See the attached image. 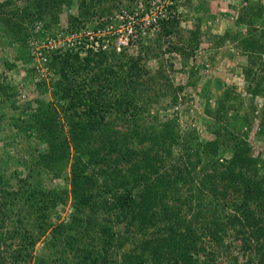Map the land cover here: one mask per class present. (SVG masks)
<instances>
[{"label":"trees","instance_id":"16d2710c","mask_svg":"<svg viewBox=\"0 0 264 264\" xmlns=\"http://www.w3.org/2000/svg\"><path fill=\"white\" fill-rule=\"evenodd\" d=\"M102 1L77 0V13L68 15L65 33L59 34H80L79 43L65 40L54 50L43 49L49 59L46 73L53 77L37 84L51 88V98L37 99L32 121L24 127L43 146L37 160L43 168L61 172L70 163L71 189L15 190L0 175V264H264V241L254 242L260 236L264 240V159L252 155L247 131L216 121L213 139L190 145L191 133L181 132L177 118L154 114L149 107L159 98L177 103L182 86L173 82L162 58L154 70L144 59L158 49L160 38L174 35L181 40L163 51L192 54L198 45L196 30H188L193 36L186 40L175 6L168 4L153 16L158 34L154 45L140 40L132 54L115 47L96 49V37L90 40L80 31ZM73 3L0 0V32L24 47L31 35L40 34L28 29L27 21H41L46 30L56 28L63 5ZM263 15L260 2H249L236 21L245 24L247 32L226 30L221 36L236 38L248 57L247 89L260 95L264 75L255 79V65L260 62L264 72V25L255 22ZM21 50L17 59L28 61ZM17 93L0 75V95L15 104ZM228 93L218 107L208 109L212 118L233 107ZM261 115L264 125V109ZM224 147L233 149L225 162L219 156ZM69 192V220L55 223L52 215ZM21 201L24 206L18 208ZM28 217L34 218L36 231L25 222ZM46 233L45 247L56 255L53 258L34 254ZM227 237L240 241L237 255ZM129 241L134 245L123 250Z\"/></svg>","mask_w":264,"mask_h":264},{"label":"rangeland","instance_id":"374dc122","mask_svg":"<svg viewBox=\"0 0 264 264\" xmlns=\"http://www.w3.org/2000/svg\"><path fill=\"white\" fill-rule=\"evenodd\" d=\"M249 2H260L264 6V0H112L108 3L103 0L98 3L100 10L80 32H92L97 27L96 32H100L102 36L105 34L110 41L109 48L115 47L118 51L125 50L132 54L140 46V40H144L145 44L154 45L158 34L156 26L152 25L155 21L153 16L156 11L166 10L164 8L168 4H173L175 6L173 11L178 15L182 33L187 34L186 40L192 35L188 30L195 29L198 45L192 54L184 56L178 54L179 52L163 51L171 42L180 41L178 36L163 37L162 40L160 38L158 49L146 57L144 63L147 68L154 70L162 58L168 65L171 79L175 84L181 85L182 90L177 103L169 104L167 98H159L149 107L154 114L177 118L181 132L191 133L190 145L213 139L215 136L211 128L216 121L235 128L234 130L247 131L246 139L252 148V155H261L264 159V125L261 123L264 95L253 94L247 89L250 81L245 77L244 67L248 63V57L237 46L236 38H231L230 35L221 37L225 36L226 30L231 34H235V31L243 34L247 32V26L236 25V21L241 7ZM17 3L22 4L20 1ZM77 11V0H74L72 5H63L59 13V24L56 28L52 25L53 28H49V31L43 27L41 21L34 24L27 21L28 29L39 31L40 34L31 35L24 47L3 31L0 32V75L18 92L13 96L15 104L7 96L0 95V175L10 189L23 190L29 187H38L45 191L53 188L57 191L71 189L70 163L61 172L43 168L37 161L39 150L43 146L29 136L24 127L32 119V109L37 106V99L51 98V88L40 87L37 84L38 79L51 81L53 77L51 72L46 73L48 57L46 54L43 55V49L54 50L61 42L66 44L65 40L71 44L69 38L62 37L60 32L67 27L68 15ZM100 22L102 25H99ZM255 24L259 27L264 25V15ZM187 43L191 45L189 41ZM191 43L196 42L191 39ZM18 48L22 49L25 57H30L28 61L17 59ZM10 63L13 65H9ZM171 63L172 66H169ZM260 66V62L255 65L257 69L255 79L262 76V73L264 75ZM33 67L35 70L31 69ZM263 79L261 78V81L258 79L261 82V91L264 89ZM227 91L231 95L227 99L233 107L228 112H222L219 119L212 118L207 112L208 109L218 107ZM246 115L248 121L245 119ZM232 154L233 149L224 147L220 149L219 156L225 162ZM68 196L66 203L57 205L56 212L52 215L53 222L69 220L73 210V198L70 192ZM23 206L21 201L18 208ZM228 210L234 212L232 207ZM20 214L23 215L24 210H21ZM33 219L31 217L24 219L30 228L33 227ZM33 228L36 231L37 227ZM47 235L46 233L37 242L34 254L53 258L56 255L45 247ZM140 237L141 233H138L137 239ZM262 238V236L258 237V240L254 238V242L264 241ZM226 240L231 243L230 250L237 255L235 245H239L240 241L233 238L231 240L229 237ZM133 245L134 243L129 241L123 250L127 251ZM121 256V254L116 256L118 262ZM224 256L223 253L219 261L223 260ZM240 258L241 262L245 260L244 255Z\"/></svg>","mask_w":264,"mask_h":264},{"label":"built area","instance_id":"2783aa9c","mask_svg":"<svg viewBox=\"0 0 264 264\" xmlns=\"http://www.w3.org/2000/svg\"><path fill=\"white\" fill-rule=\"evenodd\" d=\"M83 33L85 35L89 36L90 40H93L96 37L94 45H93L96 49L98 46H101L103 49L108 47L110 41L108 40V38L105 37V34H103V36H102V34H100V32H96V31H92V32L87 31L86 33L85 32H83ZM79 37H80V34L73 33L72 35H70V37L68 36L66 38H69V41L71 42V44H76V43H79L81 41V39ZM61 44H63V43L61 42ZM118 49H119V47H118Z\"/></svg>","mask_w":264,"mask_h":264}]
</instances>
